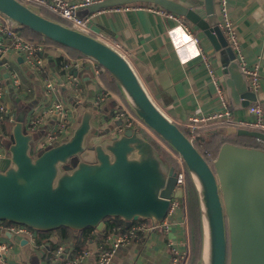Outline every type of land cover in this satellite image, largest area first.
<instances>
[{
  "label": "water",
  "instance_id": "1",
  "mask_svg": "<svg viewBox=\"0 0 264 264\" xmlns=\"http://www.w3.org/2000/svg\"><path fill=\"white\" fill-rule=\"evenodd\" d=\"M139 4L155 5L188 19L203 34L219 54L233 109L240 111L257 102L237 51L219 28L217 0H202V12L179 0H104L89 9L95 13ZM0 15L94 60L115 80L145 127L182 158L199 198L200 264H264V149L225 143L211 165L153 101L121 52L21 0H0ZM71 105L77 123L69 137L36 153L32 150L38 148L40 137L25 127L30 109L18 111L12 120L8 154L0 157V221L36 232L60 228L104 232L107 218H120L127 225L138 220L161 223L176 193L175 167L138 129L102 139V131L94 126L99 114L95 102ZM216 132L264 143V133L259 131L222 126Z\"/></svg>",
  "mask_w": 264,
  "mask_h": 264
},
{
  "label": "crops",
  "instance_id": "2",
  "mask_svg": "<svg viewBox=\"0 0 264 264\" xmlns=\"http://www.w3.org/2000/svg\"><path fill=\"white\" fill-rule=\"evenodd\" d=\"M65 1L76 3L81 0ZM179 1L202 12V0ZM228 1L230 18L236 27L240 55L248 67L258 66L259 68L261 85L256 103L261 104L264 109V0ZM154 6L139 4L138 7L128 10H117L113 7L95 13L87 7L79 10L78 13L82 17L96 15L93 20L94 30L103 32L107 38L117 40L129 51L131 54L129 60L148 93L173 122L183 126L184 122L194 114L209 115L220 111L222 106L217 97L213 78L201 58V51L206 54L208 62L224 82L219 54L212 49L211 44L188 19L180 17L181 24H179L167 15L151 10ZM216 7L218 10L217 5ZM184 26L189 27V31ZM192 36L199 38L200 43L197 44ZM9 43L10 40L7 37L0 36V48L5 49ZM68 57L81 59V57L71 56L67 50L57 45L47 48L40 54L39 67L43 72L38 73L25 62L20 53L14 50L0 53V77L4 79L6 102L11 108L10 117L0 124V135L5 140L10 141L12 120L18 111L30 109L26 115L27 118L30 112L49 105L51 101L42 100L41 90H46L51 94L54 97L53 102L70 92L78 99V102L83 104L93 100V90L97 94L96 101H101L99 105H103L102 110L109 104H115V111L119 104L125 103L120 95L105 85L102 80L103 72L100 77H97L86 65L72 67L65 71ZM81 69L84 71L83 74L80 73ZM89 70L93 72V76L88 74ZM13 75H17L19 79L18 87L13 83ZM47 83L52 84L53 91L47 87ZM223 84L226 86L225 82ZM12 87L16 92L13 93ZM98 89H107L112 94L102 101ZM14 98H17L18 103L15 109L12 103ZM31 100H40L39 107L31 108L32 106H29L30 103L27 102ZM68 108L73 111L72 123L74 125L77 123V116L72 105L69 104ZM233 111L235 118H253L248 114L247 108L240 111L233 109ZM47 124L50 125V130L54 125L53 121L45 122L37 131L38 137L48 133L45 130ZM97 130L102 131V137L105 135L111 137L113 134L109 126ZM108 131H111L110 135ZM213 131L210 130V132ZM1 151L3 155L8 154V149L4 148ZM190 196L187 190L179 206L175 208L169 237L181 250L185 251L186 264H198L200 247L198 223L190 209L193 207ZM112 227L116 226L112 225L109 228ZM126 227L122 229H127ZM103 234L104 232L95 229L86 235L87 239H84L78 234L56 231L48 237L39 235V245L36 246L30 242L28 237H16L9 233H2L0 241L11 242L13 245L12 250L7 254L10 264H59L55 260V252L59 245L65 246V252L70 254H77L83 250L89 251L88 264H96L98 249L108 246L102 239ZM47 242L51 245L44 244ZM72 256L67 255L66 257ZM61 264L64 263L61 262ZM110 264H173V262L167 238L161 230H156L142 236L140 240L122 245L114 253Z\"/></svg>",
  "mask_w": 264,
  "mask_h": 264
},
{
  "label": "built area",
  "instance_id": "3",
  "mask_svg": "<svg viewBox=\"0 0 264 264\" xmlns=\"http://www.w3.org/2000/svg\"><path fill=\"white\" fill-rule=\"evenodd\" d=\"M27 5L39 8L41 11L46 10L53 13L64 20L68 25L75 28L78 31L90 34L106 43L111 45L113 48L121 52L127 59H130L131 54L127 51L124 46L117 40L107 38L103 32L94 30V19L96 15H91L88 17H82L79 15V10L83 8L90 7L91 5L100 3L104 0H81L76 3H70L65 0H21ZM139 6V5H138ZM136 6V7H138ZM218 15H219V28L226 36L230 46H232L238 53L242 69L247 78L249 89L256 95L259 93L261 85V75L259 74L258 66L250 68L243 61V57L240 55L239 42L237 39L236 27L229 14V1L228 0H218ZM136 7H115L114 9L128 10L130 8ZM151 10L162 15H167L168 18L175 20L181 24V19L179 16L167 12L158 6H154ZM189 31V27H186ZM7 37L10 40L9 46L5 49L0 48V53L7 50H14L20 53L25 60V62L30 65L36 72L42 73V69L39 67L40 64V54L46 51L49 47H54V44H49L44 41H30L24 38L18 26L15 23L0 15V36ZM193 37V40L199 44L200 40L197 37ZM201 58L207 65L208 72L211 74L214 86L217 92V97L221 104V110L213 112L209 115L194 114L190 116L183 126L191 134V141L194 142L197 139L198 133L209 131L212 129H217L218 127H234L243 128L253 131H259L264 133V109L259 103H252L248 108L247 112L253 118L250 119H238L234 117V111L231 108L230 102L226 95V89L224 82L221 77L217 74L216 70L208 62L206 54L201 51ZM68 63H66L64 70H69L72 67L78 66H88L93 70L97 77H100L103 69L98 66V64L87 57H81V59H71L68 57ZM14 84L19 86V79L17 75H13ZM47 87L52 89V84L47 83ZM100 92V100H105L111 91L107 89H98ZM101 101H96L99 105ZM11 115V108L6 102L5 90H4V79L0 77V124L5 119L9 118ZM72 109L65 107L60 101L55 100L50 106L44 107L39 110H34L30 112L26 118L27 126L31 129V132H37L40 127L44 125L47 121H53L54 125L48 133L44 134L38 140V147L46 149L52 145L60 143L63 138L69 133V130L73 128L72 123ZM114 119L120 120L121 124L116 131L115 136L123 134L128 129H141L148 130L143 122L132 112V110L125 104L121 103L118 105L117 109L113 112ZM28 119V120H27ZM112 136H114L112 134ZM209 155V154H208ZM5 156L2 154L0 149V157ZM178 162L177 180H176V193L172 198L171 208L168 211L167 216L159 224H151L147 220H138L133 222L127 229L112 227L104 232V237L102 238L104 243L108 246H102L98 249V258L96 264H110L114 253L122 246L130 243L134 240H140L142 236L155 232L156 230H161V233L167 238L168 246L172 254L173 264H186V253L181 250L169 237L171 234V226L173 224L172 217L174 215V210L180 204L181 198L186 195L188 190V171L186 166L179 155H175ZM9 233L16 237H28L33 245H39V234L38 232L24 226L12 223H7L0 221V234ZM49 245L50 243H44ZM51 245V244H50ZM65 246L59 245L56 252V261L59 264H88V258L90 257V252L83 250L77 254H70L65 252ZM13 245L11 242L0 241V264H10L7 258V254L12 250ZM67 255H73L72 257H66Z\"/></svg>",
  "mask_w": 264,
  "mask_h": 264
},
{
  "label": "trees",
  "instance_id": "4",
  "mask_svg": "<svg viewBox=\"0 0 264 264\" xmlns=\"http://www.w3.org/2000/svg\"><path fill=\"white\" fill-rule=\"evenodd\" d=\"M43 12V11H42ZM44 14V13H43ZM45 15V14H44ZM47 16V15H46ZM49 17V16H48ZM51 18V17H50ZM18 30L20 31V34L30 40V41H44L49 44H54L60 47H63L65 50L69 52V54L73 57H83L82 54L79 52L61 46L49 39L44 38L40 34L26 28V27H18ZM102 80L105 83V85L113 92L116 94L120 95L122 99L124 100L125 104L128 106L127 102L125 101L124 97L122 96L115 80L106 72L103 70V75H102ZM129 107V106H128ZM130 108V107H129ZM180 129L184 132V134L187 137H191V134L189 131L184 127L179 125ZM215 130V129H212ZM141 134L148 140L150 141L154 147L159 151L161 156L164 158V160L170 164V166L175 167V169L178 168V162L175 158V155H177L167 144H165L161 139H159L156 135H153L151 132H149L146 129H141ZM204 131L198 133L197 139L194 141V144L196 148L199 150V152L207 158V160L210 162L211 165L214 164L215 160L218 157L219 151L221 147L225 143H233L239 146H244L247 148H258V149H264V143L258 139H255L253 137H248V136H238V135H223L219 132L213 131ZM209 154V155H208ZM71 166H66L65 168H70ZM187 169V168H186ZM188 171V170H187ZM188 194H190V200L192 201L193 207H190L191 212L195 219L197 220L198 223V234H199V259H198V264H200V259H201V250H202V224H201V211H200V206H199V198L197 191L195 189V186L193 185V182L190 178V175L188 173ZM192 217V216H191ZM107 227L104 232H106L110 226H116V227H123L125 228L126 223L122 221L120 218H107L105 220ZM5 223V222H4ZM121 227V228H122ZM128 228V227H126ZM93 228H88L84 231L81 232H75L72 231L68 228H60L57 230L58 232H68L70 234L76 235L80 237H84V239H87L86 235L90 232H92ZM54 231L51 232H38L39 235L42 237H48L50 236Z\"/></svg>",
  "mask_w": 264,
  "mask_h": 264
},
{
  "label": "rangeland",
  "instance_id": "5",
  "mask_svg": "<svg viewBox=\"0 0 264 264\" xmlns=\"http://www.w3.org/2000/svg\"><path fill=\"white\" fill-rule=\"evenodd\" d=\"M43 13L45 15H47V16L55 19V20H57V21H60V22H63L65 24H67L64 20H62L60 17H58L57 15H55L53 13H50V12H48L46 10H43ZM25 65H26V67H28L30 69V67L27 64H25ZM80 73L81 74L84 73L83 69L80 70ZM88 74L91 75V76H93V72L91 70L88 71ZM79 80H80V78H79ZM12 85H13V83H12ZM74 87H76V86H74ZM12 91H13V93L15 91V89L13 87H12ZM40 92H41V95L43 96V99H42L43 101H45V102H50L51 101L49 103V105H47V106H50L52 104L53 100H54V97H52V95L49 94L46 90H41ZM92 94H93V98H92L93 100L92 101L96 103V96H97V94L93 90H92ZM57 100H59L65 107H67V106L69 107V104L71 105L74 102H78V99L76 97H74V95H71L70 92L67 93L65 96L61 97V99H57ZM27 102L30 103L28 105L29 106L31 105L32 106L31 108H33V109L38 108L39 107V104H40V100H31V101H27ZM12 103H13V109H15L17 107V104H18L17 103V98H14L13 101H12ZM102 106L103 105H97V108L99 109V114L96 117V119L94 120L95 130H97L98 128H102L104 126H109V127L112 128V132L115 135L116 134V131H118L119 125L121 124V121L114 119L113 113L111 114V111L114 112L115 104H109L108 106H106V108L104 110H102L103 109ZM47 125H46L47 127H45V130L50 131V125L49 124H47ZM74 125H76V123ZM25 127H26V131H28V132L31 131V129L28 128V126H27V121H25ZM71 129L69 130V133L63 138L62 141H64L65 139H67L69 137L70 132H71ZM34 133L37 135V132H34ZM103 138L104 139L105 138H109V136H106L105 135L104 137H102V139ZM9 145H10V141L8 139L5 140V138L0 135V149L3 150L5 148L7 150L8 147H9ZM42 150H44V149L38 147L37 149L32 150V153H36V152L42 151ZM86 154H84V158H86L85 157ZM56 231H54V232H56Z\"/></svg>",
  "mask_w": 264,
  "mask_h": 264
},
{
  "label": "bare ground",
  "instance_id": "6",
  "mask_svg": "<svg viewBox=\"0 0 264 264\" xmlns=\"http://www.w3.org/2000/svg\"><path fill=\"white\" fill-rule=\"evenodd\" d=\"M143 5V4H142Z\"/></svg>",
  "mask_w": 264,
  "mask_h": 264
}]
</instances>
